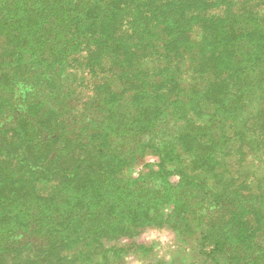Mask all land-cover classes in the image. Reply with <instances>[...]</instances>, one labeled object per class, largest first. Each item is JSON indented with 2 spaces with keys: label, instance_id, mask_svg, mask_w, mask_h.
I'll list each match as a JSON object with an SVG mask.
<instances>
[{
  "label": "trees",
  "instance_id": "1",
  "mask_svg": "<svg viewBox=\"0 0 264 264\" xmlns=\"http://www.w3.org/2000/svg\"><path fill=\"white\" fill-rule=\"evenodd\" d=\"M248 149L264 0H0V264H118L164 226L198 234L200 264H264Z\"/></svg>",
  "mask_w": 264,
  "mask_h": 264
},
{
  "label": "rangeland",
  "instance_id": "2",
  "mask_svg": "<svg viewBox=\"0 0 264 264\" xmlns=\"http://www.w3.org/2000/svg\"><path fill=\"white\" fill-rule=\"evenodd\" d=\"M246 152V155H241L240 152L233 154V173L239 174L252 192H264V158L259 160L264 150H260L258 154H254L251 149ZM157 160L155 155L148 152L139 164L132 168H125L121 174L137 177L149 170L148 167H143L145 162L156 163ZM178 179L176 175L171 176L173 182ZM197 235L196 233L187 234V232H182L181 235L177 230L167 226L147 227L134 238L137 243L146 246L136 251L131 250L118 264H148L156 260H166L172 264H200L205 257L199 251ZM121 242L129 243V239L125 238ZM72 247L73 251H76L78 246Z\"/></svg>",
  "mask_w": 264,
  "mask_h": 264
}]
</instances>
